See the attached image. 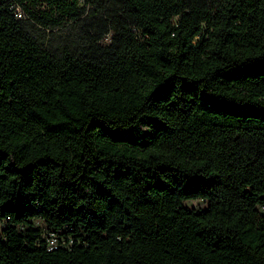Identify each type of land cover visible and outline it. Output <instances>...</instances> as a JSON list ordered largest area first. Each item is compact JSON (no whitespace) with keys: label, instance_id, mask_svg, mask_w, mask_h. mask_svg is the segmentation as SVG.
<instances>
[{"label":"trees","instance_id":"trees-1","mask_svg":"<svg viewBox=\"0 0 264 264\" xmlns=\"http://www.w3.org/2000/svg\"><path fill=\"white\" fill-rule=\"evenodd\" d=\"M0 264H264V0H0Z\"/></svg>","mask_w":264,"mask_h":264},{"label":"rangeland","instance_id":"rangeland-1","mask_svg":"<svg viewBox=\"0 0 264 264\" xmlns=\"http://www.w3.org/2000/svg\"><path fill=\"white\" fill-rule=\"evenodd\" d=\"M109 40H110L109 37H107L104 40V43H108ZM186 204L189 205V206H194V207H196L198 209H205L207 207V202L202 200V199L189 200V201L186 202ZM36 223L38 225L44 226V223L41 220L36 221Z\"/></svg>","mask_w":264,"mask_h":264},{"label":"built area","instance_id":"built-area-1","mask_svg":"<svg viewBox=\"0 0 264 264\" xmlns=\"http://www.w3.org/2000/svg\"><path fill=\"white\" fill-rule=\"evenodd\" d=\"M18 12H21L20 9H18ZM21 15H22V14L20 13V16H21ZM53 237H54V238H53V240H52V243H55V240H56L55 237H56V235L53 236Z\"/></svg>","mask_w":264,"mask_h":264}]
</instances>
